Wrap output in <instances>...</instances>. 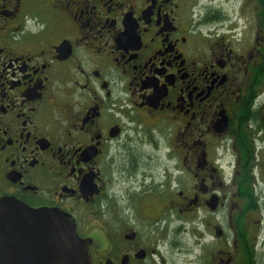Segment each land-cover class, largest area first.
I'll return each instance as SVG.
<instances>
[{
  "label": "flooded vegetation",
  "instance_id": "af4514ba",
  "mask_svg": "<svg viewBox=\"0 0 264 264\" xmlns=\"http://www.w3.org/2000/svg\"><path fill=\"white\" fill-rule=\"evenodd\" d=\"M2 199L90 264H264V0H0Z\"/></svg>",
  "mask_w": 264,
  "mask_h": 264
},
{
  "label": "water",
  "instance_id": "95a60500",
  "mask_svg": "<svg viewBox=\"0 0 264 264\" xmlns=\"http://www.w3.org/2000/svg\"><path fill=\"white\" fill-rule=\"evenodd\" d=\"M26 234L43 247L48 264H90L84 240L58 210H33L9 199L0 201V235Z\"/></svg>",
  "mask_w": 264,
  "mask_h": 264
}]
</instances>
